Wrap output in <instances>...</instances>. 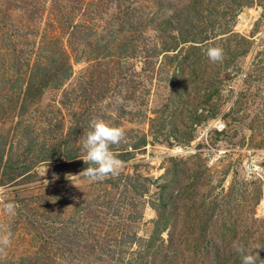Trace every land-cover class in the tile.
Here are the masks:
<instances>
[{
  "label": "rangeland",
  "instance_id": "obj_1",
  "mask_svg": "<svg viewBox=\"0 0 264 264\" xmlns=\"http://www.w3.org/2000/svg\"><path fill=\"white\" fill-rule=\"evenodd\" d=\"M76 1L0 0V86L45 60L50 52L40 46L51 15L70 65L21 114L4 109L0 116L4 161L35 142L18 164L27 172L0 169V226L12 233L0 264H128L137 252L128 236L150 238L156 214L149 205L174 176L173 189L197 175V201L229 192L223 221L231 227L210 235H225L223 249L264 246V4L230 13L228 0ZM68 15L84 26L82 44L71 51L60 27ZM179 28L220 35L201 47V59L186 55L189 44L165 52ZM209 47L223 50L222 61H210ZM195 109L204 118L193 126ZM93 118L123 128L126 140L112 150L131 153L118 176L101 181L79 175L88 166L81 136ZM172 122L181 135L169 132ZM141 135L147 145L130 149ZM189 135L193 141L180 144ZM66 146L72 160L64 158ZM186 220L181 213L178 223ZM221 252L217 264H226Z\"/></svg>",
  "mask_w": 264,
  "mask_h": 264
},
{
  "label": "trees",
  "instance_id": "obj_2",
  "mask_svg": "<svg viewBox=\"0 0 264 264\" xmlns=\"http://www.w3.org/2000/svg\"><path fill=\"white\" fill-rule=\"evenodd\" d=\"M228 1H231V3L227 5L226 11L230 13L236 12V10H234L236 8L239 10L242 6H250L255 3V1L258 4H264V0ZM81 2L82 1L77 0L76 4ZM51 16L49 17L50 20L47 22L46 30L42 34L45 43H42L40 46L41 49L48 48L50 53H48L42 63H33L30 68H26L28 67L26 66V71L20 73V75H15L12 82L5 79L1 83L0 116L4 109L16 112L17 115L21 114L27 107V101H30L34 96L36 97V94H39L42 88H47L51 84H54L52 86L56 87L69 75L70 65L68 64V55L65 50L59 46L61 42L60 38L58 36L55 37V32L53 33L52 30H50L53 28V23L54 25L57 23L56 21H52ZM66 20L67 23H65V26L60 25V27L64 29L62 33L66 37V45L71 51L82 44L84 40V37L82 38L84 26L73 25L69 15L68 18L65 19V22ZM188 22V18L185 17L183 19V24L189 25ZM190 29L191 28L183 30V28H179L178 31H176V36L168 35L169 38H173L174 45H172V47L165 46V52H174L180 45L189 44L186 55L196 54V59L204 58L203 55H200L201 47L203 45L207 47V42L220 34ZM230 32L231 31L228 29H223L221 34L226 35ZM242 40L243 42H247L245 38H242ZM188 66H190V63ZM193 115L196 118L195 120H197L195 123L192 121L194 124L193 126L203 121L204 117L202 114L197 113L196 109ZM182 127H186L185 123L182 124ZM192 130L193 129H191V131ZM169 132L171 134L175 132L180 133L174 122L170 124ZM181 134L182 132L180 135ZM6 137V130L0 127L1 172L14 173L16 170H18L17 172L22 170L27 172L29 169L28 167H23L22 169L18 164L26 155L30 154L35 149V142L32 139L27 140L24 145L20 147V152H14L4 161ZM192 141L193 137L189 135L180 144L187 145ZM147 143L146 135L138 136L136 137V142L130 145V149L139 150L145 147ZM63 148L64 158L66 160H72L74 157L70 154L68 155V146ZM114 154L122 161L127 160L131 156V153ZM195 158L197 159L198 156H195ZM174 175H176V173H174ZM196 176L186 180L179 188L175 187L173 189L174 184H176V176L159 187L157 203L155 205H149L156 214V219L153 221V233L150 238L144 240L137 237L134 233L129 236L125 234L130 238L128 244L135 246L137 249V252L133 254L134 258L131 259L128 264H188L190 260H194L196 257L201 259L202 264H217L220 262L219 256L221 251L227 252L226 256H228V258L224 257L225 260H223V262H227L226 264H241V257L235 249L232 247L222 248L219 240L221 241V238L225 237L224 234V236L219 237V240L210 236L218 225L219 228L224 231L229 230L231 227L223 221V211H225L229 205V192L222 195L221 191H219L218 195H215L212 201H197L198 192L196 185L198 177ZM142 179L148 181L146 178ZM183 212L187 220L178 223V218ZM162 232L166 233V240L161 237ZM259 256L264 260V251L259 253ZM257 264H260V262L258 261Z\"/></svg>",
  "mask_w": 264,
  "mask_h": 264
},
{
  "label": "clouds",
  "instance_id": "obj_3",
  "mask_svg": "<svg viewBox=\"0 0 264 264\" xmlns=\"http://www.w3.org/2000/svg\"><path fill=\"white\" fill-rule=\"evenodd\" d=\"M206 55L213 63L222 61L223 50L219 47H209L206 50ZM115 100L117 104L123 103V98L120 96H116ZM81 139L82 148L86 153L82 160L88 166L79 175L87 177L91 181H101L106 177H115L120 174L124 162L114 154L112 146L120 145L126 140V133L123 128L111 125L101 118H93ZM70 177L68 178L70 179ZM45 181L47 185L48 181ZM4 208L8 214H13V204H6ZM11 238V231L0 226V254H3L11 244ZM233 248L240 255L241 264H257L258 261L260 264H264V260L260 258L258 251L264 249V246L253 244L252 251L249 252L245 244L234 242Z\"/></svg>",
  "mask_w": 264,
  "mask_h": 264
},
{
  "label": "built area",
  "instance_id": "obj_4",
  "mask_svg": "<svg viewBox=\"0 0 264 264\" xmlns=\"http://www.w3.org/2000/svg\"><path fill=\"white\" fill-rule=\"evenodd\" d=\"M217 129H219V128L217 127Z\"/></svg>",
  "mask_w": 264,
  "mask_h": 264
}]
</instances>
